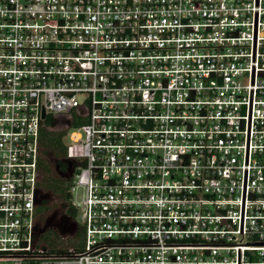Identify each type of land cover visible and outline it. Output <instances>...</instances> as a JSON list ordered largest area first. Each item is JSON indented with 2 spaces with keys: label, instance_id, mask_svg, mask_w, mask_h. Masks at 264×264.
I'll return each mask as SVG.
<instances>
[{
  "label": "built area",
  "instance_id": "obj_1",
  "mask_svg": "<svg viewBox=\"0 0 264 264\" xmlns=\"http://www.w3.org/2000/svg\"><path fill=\"white\" fill-rule=\"evenodd\" d=\"M48 116L68 199L40 220ZM2 260L264 264V0H0Z\"/></svg>",
  "mask_w": 264,
  "mask_h": 264
},
{
  "label": "trees",
  "instance_id": "obj_2",
  "mask_svg": "<svg viewBox=\"0 0 264 264\" xmlns=\"http://www.w3.org/2000/svg\"><path fill=\"white\" fill-rule=\"evenodd\" d=\"M51 123L52 118L51 116H48L40 129L39 139L41 145V156L39 158V166L42 173L40 184L45 191H49L56 196L57 202H41V206L44 207L45 212L43 215H40V220L43 219L42 217H45L49 212H51L52 209H55L60 201H62V203L60 204L59 211L62 213L64 207H66L64 202L68 199L66 192L67 182L55 173V168L63 171L67 164V162L62 158L66 153V144L64 140L66 130H52L50 129ZM67 210L73 213L71 208H68ZM45 249L48 252L61 250V248L56 247H45Z\"/></svg>",
  "mask_w": 264,
  "mask_h": 264
},
{
  "label": "rangeland",
  "instance_id": "obj_3",
  "mask_svg": "<svg viewBox=\"0 0 264 264\" xmlns=\"http://www.w3.org/2000/svg\"><path fill=\"white\" fill-rule=\"evenodd\" d=\"M79 98H81L79 96ZM64 125L63 124H57L56 126V129H63ZM65 143H67L69 140H68V137L66 136L65 137ZM53 202V201H52ZM57 209V208H56ZM53 211V210H52ZM51 211V212H52ZM45 212V209L44 207H42L41 205H39L38 207H36V213L38 215H43V213ZM59 212V211H58ZM57 212V214H58ZM50 213V212H49ZM48 213V214H49ZM47 214V215H48ZM60 214V213H59ZM58 214V215H59ZM44 218V217H42ZM54 222H59V216H57L54 220ZM80 236L79 234L75 237V240L74 239H70L68 240L67 242L71 243V244H75L76 241H79V243L81 242L80 241ZM65 243V240H61L60 236L58 235V232L56 230H51V229H48L46 230L39 238H38V241H37V246L38 247H62ZM0 264H24L22 262H17V263H14L13 261H8V260H2L0 261Z\"/></svg>",
  "mask_w": 264,
  "mask_h": 264
},
{
  "label": "water",
  "instance_id": "obj_4",
  "mask_svg": "<svg viewBox=\"0 0 264 264\" xmlns=\"http://www.w3.org/2000/svg\"><path fill=\"white\" fill-rule=\"evenodd\" d=\"M45 117H46L45 113H44V111H42V118H45ZM55 216H56V212H53L52 214H50L46 218V220H45V222L43 224V227L40 230H38V233H42V232H44V231H46L48 229H51V228H54L56 230L57 227H58L57 231L60 232L61 234L67 233L68 231L67 230H62V227H60V226L56 227L55 225L53 226L52 221L55 218ZM24 264H38V263H24Z\"/></svg>",
  "mask_w": 264,
  "mask_h": 264
}]
</instances>
